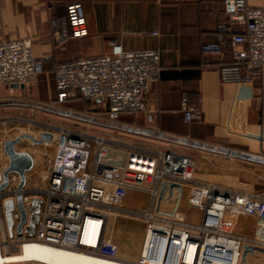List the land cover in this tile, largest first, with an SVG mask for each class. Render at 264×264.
<instances>
[{"label": "built area", "instance_id": "built-area-1", "mask_svg": "<svg viewBox=\"0 0 264 264\" xmlns=\"http://www.w3.org/2000/svg\"><path fill=\"white\" fill-rule=\"evenodd\" d=\"M222 2L226 20L217 24L216 38L203 42L200 49L206 54L220 53L223 42L228 41L236 59L237 82L248 81L264 70V8L250 6L246 0ZM50 27L59 43L69 35H84L81 4H68L64 16L51 18ZM243 44L246 49L241 48ZM42 71L43 59L33 53L30 38L0 41V85L24 88ZM160 71L157 50H125L120 44H110L102 55L56 64L54 103L77 97L93 99L110 121L120 113H145L146 93ZM146 116L152 118L148 112ZM184 116L193 119L190 114ZM31 124L26 118L0 116V184L9 162L4 142L21 134L37 140L23 137L15 145L16 150L28 152L33 159L32 167L23 174L22 187H18L21 176L9 172L6 185L0 188V245H7L4 251L18 250L24 242L33 241L133 264H239L244 251L264 252V191L250 194L197 181L193 159L174 150L146 153L122 149L113 147L101 135L88 136L69 127L32 133ZM43 133H50V139H41ZM184 189L188 190L189 206L200 211L197 223L186 222L179 214ZM128 192H142L152 198L151 206L139 213L144 231L136 260L121 258L108 234L111 215L128 216L123 214ZM17 195L25 209L31 198L42 199L31 237L16 231L20 221ZM7 199L13 201L11 237L3 209ZM226 214L254 217L253 235L234 232L233 219H227ZM225 221L227 228L223 227ZM89 224L91 242L83 240ZM189 246L191 257L186 259Z\"/></svg>", "mask_w": 264, "mask_h": 264}, {"label": "crops", "instance_id": "crops-1", "mask_svg": "<svg viewBox=\"0 0 264 264\" xmlns=\"http://www.w3.org/2000/svg\"><path fill=\"white\" fill-rule=\"evenodd\" d=\"M73 2L81 4L86 33L79 37L69 35L59 43L52 34L50 20L64 16L66 6ZM246 2L264 8V0ZM224 20L226 7L222 0H0V41L30 38L33 53L43 59L39 76L52 75L53 91L54 69L59 62L102 55L110 44H120L125 50H157L161 71L146 93V112L120 113L110 121L108 128L134 137L117 144L118 148L152 153L172 150L170 145L182 146L186 155L193 157L197 181L259 194L264 190H241L221 180L222 176L233 174V159L264 167V163L247 158H264V70L248 81L237 82L236 59L228 41L223 42L220 53L206 54L200 49L203 42L216 38V26ZM241 48L246 49L247 45ZM27 87L0 85V101L15 104L8 102L30 97ZM51 96L49 93L48 98ZM147 112L152 115L150 120ZM185 114L193 119L186 120ZM249 183V188L264 186V176L251 177ZM183 192L188 195L184 189L182 197ZM125 200L129 201L128 193ZM181 200V217L197 223L199 220L186 218L180 209L184 205ZM185 203L188 204L187 199ZM226 217L233 219L234 232L253 235L254 217ZM113 222L108 234L117 244ZM223 227H229L227 221ZM118 255L126 260L138 258L120 255L119 249ZM239 264H264V252L244 251Z\"/></svg>", "mask_w": 264, "mask_h": 264}, {"label": "rangeland", "instance_id": "rangeland-1", "mask_svg": "<svg viewBox=\"0 0 264 264\" xmlns=\"http://www.w3.org/2000/svg\"><path fill=\"white\" fill-rule=\"evenodd\" d=\"M44 75L39 76L35 82L26 88L27 91H30V97L15 99L22 103L0 104V116L6 115L31 120L32 124L29 131L32 133L46 129L53 130L58 127H69L88 136L101 135L113 147H118L117 144L123 141H130L129 139L134 138L125 132L108 128L111 122L106 118L103 107L98 102L90 103L91 105L87 106L80 98H74L63 104L54 103L56 91H53L52 75ZM45 81L47 86H45ZM49 93L52 95L50 99L48 98ZM23 128H25V124ZM170 149L187 154L186 148L182 146L170 145ZM233 162V174L222 176V182L241 190H264V186L261 185H255L249 188L251 185L249 183L251 177L255 178L257 175V178L260 179L264 176V167L238 159H233ZM237 170L239 173H237ZM128 199L129 201L125 200L123 202V214L128 216L117 215L114 217L111 215L108 226L114 220L113 225L115 230L113 236L115 237V241H117L119 254H128L129 258L135 259L138 256V249L143 237V223L138 219L139 213L142 208H149L152 199L149 195L142 192H128ZM186 199V192H183L181 201L184 202V205L180 209L185 213L188 220L197 222L200 219V211L197 207L186 204ZM23 244L18 250L14 251V262L16 264L38 263L22 256ZM1 262L4 261L0 260V264H2ZM39 263L43 264L42 262Z\"/></svg>", "mask_w": 264, "mask_h": 264}, {"label": "water", "instance_id": "water-1", "mask_svg": "<svg viewBox=\"0 0 264 264\" xmlns=\"http://www.w3.org/2000/svg\"><path fill=\"white\" fill-rule=\"evenodd\" d=\"M12 87H17V86L14 84L12 85ZM20 87L22 88L23 86L20 85ZM3 103L5 102H0V104ZM8 103H22V102L10 101ZM23 137H27L33 140L34 142H37V140H34L30 135L21 134L16 138L6 140L3 144V150L6 153L9 162L7 168L3 172L4 180L0 184V188H3L6 185L5 178L9 172H16L21 176L18 187H22V185L24 184L23 174L25 171L29 170L32 167L33 164L32 156L28 152L19 151L15 149V145L19 142V139ZM41 139L49 140L50 133H43L41 135ZM230 153L234 154V152H230ZM247 158L255 160L257 162L264 163V158L262 157L248 156ZM16 203L20 211V221L16 226V231L18 235H21V233L23 232L26 237H31L34 234L37 222L39 220L42 199L40 197L31 198L29 204H27V207L25 209L21 204L20 195H17ZM3 209H4V218H5L7 233L9 237H11L13 233V221L11 218V212L13 210V201L11 199L5 200L3 202ZM25 222L26 224L22 229V225Z\"/></svg>", "mask_w": 264, "mask_h": 264}, {"label": "bare ground", "instance_id": "bare-ground-1", "mask_svg": "<svg viewBox=\"0 0 264 264\" xmlns=\"http://www.w3.org/2000/svg\"><path fill=\"white\" fill-rule=\"evenodd\" d=\"M88 229H91V224L86 227L83 240L91 242L93 240H91V233ZM3 247H7V245ZM3 247L0 245V260L4 261L1 263L16 264L13 259L14 251L12 249L4 251ZM191 251L192 247L189 246L186 251V259H190ZM187 252L189 256L187 255ZM22 256L38 262L34 264H41L39 262H42L43 264H133L130 262L98 258L85 253L72 251L70 249L59 248L49 244L37 243L33 241H27L23 244Z\"/></svg>", "mask_w": 264, "mask_h": 264}, {"label": "trees", "instance_id": "trees-1", "mask_svg": "<svg viewBox=\"0 0 264 264\" xmlns=\"http://www.w3.org/2000/svg\"><path fill=\"white\" fill-rule=\"evenodd\" d=\"M77 98H80V100H82L84 103H86L87 104V106L88 105H91L90 103H96V101L95 100H93V99H89V98H82V97H77ZM65 103V102H64ZM61 104H63V103H61Z\"/></svg>", "mask_w": 264, "mask_h": 264}]
</instances>
